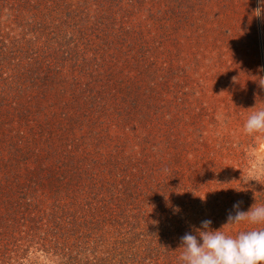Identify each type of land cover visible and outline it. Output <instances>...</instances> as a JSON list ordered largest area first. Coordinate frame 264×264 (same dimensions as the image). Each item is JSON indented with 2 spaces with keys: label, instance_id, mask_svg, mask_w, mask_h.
I'll return each instance as SVG.
<instances>
[{
  "label": "trees",
  "instance_id": "1",
  "mask_svg": "<svg viewBox=\"0 0 264 264\" xmlns=\"http://www.w3.org/2000/svg\"><path fill=\"white\" fill-rule=\"evenodd\" d=\"M133 3L0 0V20L13 26L0 36V264H24L28 231L53 264H179L181 237L195 234L166 184L184 145L165 98L180 71L160 76L148 59ZM132 54L130 97L111 96L104 78L107 91L89 89L99 62ZM89 123L102 132L91 142ZM129 123L127 135L110 132ZM92 229L105 258H89Z\"/></svg>",
  "mask_w": 264,
  "mask_h": 264
},
{
  "label": "rangeland",
  "instance_id": "2",
  "mask_svg": "<svg viewBox=\"0 0 264 264\" xmlns=\"http://www.w3.org/2000/svg\"><path fill=\"white\" fill-rule=\"evenodd\" d=\"M133 4L134 27L139 29L137 35L145 39L144 46H149L148 59L159 68L160 76L180 71V86L171 88L165 97L173 101L175 107L171 105L170 111L179 115V132L184 137L181 157L180 153H171L168 194L177 195L183 216L196 229L204 220L212 222V229H219L230 213L235 214L234 205L245 212L252 206H264V132L249 135L244 131L248 117L264 109V88L258 83L264 78V26L253 16L260 0H136ZM12 27L9 21L1 19L0 36L10 37L7 33ZM169 35L175 38L168 39ZM126 49L122 51L127 53ZM96 52L97 46L91 43L89 59L97 58ZM128 52L133 53L131 49ZM137 52H142L141 48ZM135 54L122 61L112 59V68H108L109 62H99L97 70L101 75L94 79L101 81H92L90 77L89 89L106 79L112 81L111 96L130 97L129 90L136 79L123 72L134 67L130 57ZM115 78L117 82H113ZM108 85L105 82L99 91H107ZM130 124H123L120 129L112 126L110 132L126 134L133 130ZM89 126L91 142L102 132L92 130L95 124ZM135 150L134 146L128 148ZM179 160L182 163L176 170ZM259 227L264 225L242 222L226 224L222 230L235 235ZM92 232L89 258L100 251L97 246L101 234L94 229ZM28 233L24 237L31 240L24 243L29 246L24 247L20 258L23 263L53 264L54 259L38 248L39 236L32 239ZM104 240L108 241L106 235ZM94 256L106 257L102 252Z\"/></svg>",
  "mask_w": 264,
  "mask_h": 264
},
{
  "label": "clouds",
  "instance_id": "3",
  "mask_svg": "<svg viewBox=\"0 0 264 264\" xmlns=\"http://www.w3.org/2000/svg\"><path fill=\"white\" fill-rule=\"evenodd\" d=\"M253 16L264 22V0H260V6L253 10ZM258 83L264 88V78H260ZM244 131L249 135L264 132V109L248 117ZM233 207L237 210L234 215H228L224 225H239L242 222L264 225V206H252L246 212L238 210V205ZM211 223L210 220H204L200 228L194 230L195 234L187 232L181 237L179 264H264V227L230 235L222 230L224 225L212 229Z\"/></svg>",
  "mask_w": 264,
  "mask_h": 264
}]
</instances>
